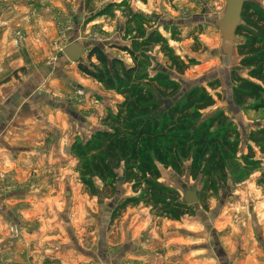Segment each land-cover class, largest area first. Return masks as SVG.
Masks as SVG:
<instances>
[{
    "label": "crops",
    "instance_id": "obj_1",
    "mask_svg": "<svg viewBox=\"0 0 264 264\" xmlns=\"http://www.w3.org/2000/svg\"><path fill=\"white\" fill-rule=\"evenodd\" d=\"M107 1L97 2V8ZM171 2L179 16L171 20L179 39L159 32L172 48L181 47L176 53L181 58L193 59L209 47L206 31L216 37L205 23L219 22L226 0ZM129 3L150 17L166 6L164 0ZM88 16L84 0H0V264H264L259 171L235 183L232 193L228 186L224 190V196L245 204L201 210L203 219L199 212L180 220L160 218L138 204L111 222L114 207L131 195L103 208V194L85 191L71 145L103 128L101 119L116 112L122 97L79 71L78 62L56 52L52 43L86 44L81 62L99 45L110 58L132 64L127 53L111 47L128 44L121 13L86 22ZM15 30L24 34L20 44L13 43ZM157 53L155 47L153 60ZM241 76L247 77V70ZM78 90L84 94L78 96ZM249 199L253 204L245 207Z\"/></svg>",
    "mask_w": 264,
    "mask_h": 264
},
{
    "label": "trees",
    "instance_id": "obj_2",
    "mask_svg": "<svg viewBox=\"0 0 264 264\" xmlns=\"http://www.w3.org/2000/svg\"><path fill=\"white\" fill-rule=\"evenodd\" d=\"M101 1L84 0V9L90 13L86 22L99 16L113 18L119 11L124 18L122 39L128 44L111 47L127 53L132 64L110 58L99 45L89 48L87 62L77 64L83 74L122 97L116 112L101 119L103 128L71 145L81 184L89 195H96L95 181H99L104 197L115 194L117 183L130 184L133 195L114 207L111 222L127 206L138 204L149 207L157 217L180 220L194 215V208L182 201V193L160 180L161 169H171L198 179V201L207 210L208 199L227 187L230 175L239 182L257 167L252 146L239 155V131L223 109L203 114L215 105L214 95L219 96L218 80L207 83L213 95L198 85L182 92L180 83L164 70L151 74L155 47L167 68L179 75L195 63L176 54L154 27L155 19L134 10L129 0H108L97 8ZM169 32L172 40L179 39L175 27ZM234 34L242 39L236 53L247 77L231 71L232 102L253 111L264 109V7L256 0L243 3ZM247 138L264 156V126L250 131ZM258 183L264 184V179L260 177Z\"/></svg>",
    "mask_w": 264,
    "mask_h": 264
},
{
    "label": "rangeland",
    "instance_id": "obj_3",
    "mask_svg": "<svg viewBox=\"0 0 264 264\" xmlns=\"http://www.w3.org/2000/svg\"><path fill=\"white\" fill-rule=\"evenodd\" d=\"M171 1L172 0H164L166 6L163 5L162 11H158L157 13L151 14V18L155 16L159 18L157 21H155L156 23L154 27L157 28L158 31L160 32H163L164 29H167L166 32L165 31L164 32L168 39H169V30L170 28L174 27L171 20L174 21V18L179 17L178 13H175L173 10L175 9V11H177L176 10L177 7H175L176 6L175 3H172ZM200 1L203 2V0ZM256 1L261 6L264 7L263 0H256ZM205 25L206 28L209 26V29L215 30L217 35L215 37V34L211 33L210 30L205 32V37L210 39V40L204 39L205 42L209 44V47L205 46L204 50L200 51L199 53L200 55L193 57L195 63L192 68H189L187 71H185L184 74L179 75L175 73L173 70H169L167 68L165 58L159 52L157 53L156 57L153 60L154 62L151 67V71L152 72L158 71L159 69L166 71L172 79H175L180 83L182 92L189 89L192 86L198 85V86H204L209 93L214 95L215 91L211 90L207 86V83L213 80H218L220 84V87L217 89L219 96L216 97L214 95L216 99L215 105L204 110L203 114L208 115L218 109H223L226 112L227 116L230 118V120L233 122L237 130L239 131V135H240L239 151H245L248 142V138H247L248 131L250 132L257 130L256 128L253 130V128L256 127V125L264 126V109L258 111H252L245 107H237L232 102L231 89L234 84L231 82L230 79L231 71L234 70L237 73L246 76V70L240 67L238 64V56L236 53V44L239 43L242 39L238 36H233L231 40L227 41L223 37V30L217 25V23H215V21L212 22V19L208 23H205ZM191 30L192 29H189V32ZM213 35H214V39L211 40ZM215 38L217 40H215ZM52 44L53 46H55L56 44V47H54V50H56V52H61L62 48L60 47L59 42L56 43L53 42ZM172 46L176 53H178L177 50H181L180 49L181 47H176V45H172ZM252 145L254 146V148L252 146L254 150L253 159L258 161V164L257 167L254 170H252L245 178L253 174L254 171L256 172L259 171L260 177L264 179V160H263L264 156L258 151V148L255 146V144ZM160 180L167 186L177 189L180 193H182L183 191V186H188V187L195 186L196 190L200 189V184L198 182V179L194 180L190 178L186 173L184 175H177L171 169H161ZM230 182L232 184L231 185L228 184L227 186L230 192L232 193L231 188L232 186L234 188L235 183H237L234 181V175L229 176L228 183ZM95 183L98 189L97 194L99 193L102 194L101 183L98 181H95ZM116 186H117V191L115 197H112L113 199L111 197H104L102 195L103 208H109V207L112 208V206L114 207L125 196L133 195L126 184L117 183ZM258 188L261 191H264V184L258 183ZM225 189L226 188L221 189L220 191H218V194L216 196L210 197L208 199L207 201L208 209L206 210V212H208L211 209L213 210V209H221V208H231V207L233 208V207H238L241 204H245V200H239L238 197H232L230 194L228 196L227 195L224 196ZM233 191L235 192L236 189ZM252 204L253 201L249 199L245 207L252 206ZM191 206L194 208L193 216H195V214L199 212L201 214L200 218L203 219L204 216H202V214L205 215V213H202L201 210L204 211L205 209H203L202 203L198 201ZM195 217H197V215Z\"/></svg>",
    "mask_w": 264,
    "mask_h": 264
},
{
    "label": "water",
    "instance_id": "obj_4",
    "mask_svg": "<svg viewBox=\"0 0 264 264\" xmlns=\"http://www.w3.org/2000/svg\"><path fill=\"white\" fill-rule=\"evenodd\" d=\"M245 1L246 0H226L224 14L217 25L223 30V37L227 41L235 36L234 30L240 21L241 9ZM86 47V44H79L76 40H72L62 48L61 54L70 62H81L82 53ZM170 103L171 101H168V104ZM118 181L121 182L122 177H119ZM197 191L195 186H183L182 201L188 205L195 204L198 202Z\"/></svg>",
    "mask_w": 264,
    "mask_h": 264
},
{
    "label": "built area",
    "instance_id": "obj_5",
    "mask_svg": "<svg viewBox=\"0 0 264 264\" xmlns=\"http://www.w3.org/2000/svg\"><path fill=\"white\" fill-rule=\"evenodd\" d=\"M23 41H24V34L21 32V30H15L13 32V43L14 44H20ZM77 94H78V96H82L84 94V92L81 90H78ZM11 231L13 232V234L17 233L16 229L14 230L13 228H11Z\"/></svg>",
    "mask_w": 264,
    "mask_h": 264
}]
</instances>
